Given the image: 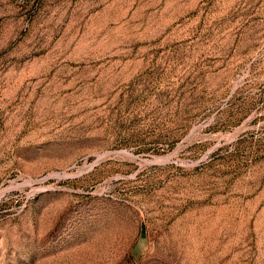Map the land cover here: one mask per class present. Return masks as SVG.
<instances>
[{"label":"rangeland","instance_id":"rangeland-1","mask_svg":"<svg viewBox=\"0 0 264 264\" xmlns=\"http://www.w3.org/2000/svg\"><path fill=\"white\" fill-rule=\"evenodd\" d=\"M0 264H264V0H0Z\"/></svg>","mask_w":264,"mask_h":264}]
</instances>
